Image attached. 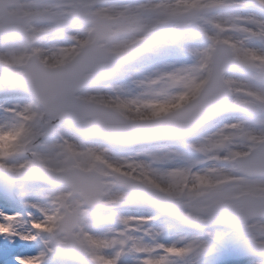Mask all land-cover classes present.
<instances>
[{
	"label": "snow or ice",
	"instance_id": "1",
	"mask_svg": "<svg viewBox=\"0 0 264 264\" xmlns=\"http://www.w3.org/2000/svg\"><path fill=\"white\" fill-rule=\"evenodd\" d=\"M255 3L264 8V0ZM241 5L242 0H129L111 7L100 0H0V40L24 41L0 52V86L27 89L37 101L5 109L17 122L0 128V172L70 189L43 191L46 203L29 205L41 218L29 216L30 224L0 211V264H43V255H31L27 247L37 234H51L56 250L85 256L90 264H121L127 253L147 257L138 264H188L189 258L193 264H240L238 256L243 264H264V126L225 122L234 113L264 117V87L233 76L248 72L264 81V50L252 46L264 42V19L217 14ZM50 34L69 43L39 46ZM134 61L150 69L134 81L145 91L89 113V125L115 141L166 139L185 151L150 153V163L117 165L104 152L77 151L66 142L56 146V160L35 150L47 129L42 106L61 113L74 90ZM173 159L186 163L153 166ZM113 174L127 191L112 193L106 177ZM18 195L14 186L0 193L9 200ZM130 201L170 217L185 233L182 245L156 243L153 216L114 212L99 220L90 211ZM101 224L111 227L95 234Z\"/></svg>",
	"mask_w": 264,
	"mask_h": 264
},
{
	"label": "rangeland",
	"instance_id": "2",
	"mask_svg": "<svg viewBox=\"0 0 264 264\" xmlns=\"http://www.w3.org/2000/svg\"><path fill=\"white\" fill-rule=\"evenodd\" d=\"M111 2L112 1L101 5L106 7L123 6L122 4L119 5ZM217 14L218 15H250L258 19H264V14L250 7L248 5L247 0H242L241 7L237 9L222 10ZM71 34L72 33L70 32L68 33V35ZM68 43L69 41L67 40L66 36L61 38L60 34H50L39 42V46L43 48H53L56 46H66ZM197 43L198 45H202L204 42L203 40H201L198 41ZM22 46L23 43L21 42V40H15V41L13 39L0 40V52L13 50ZM252 46L257 48L258 50H264V42L259 43L257 42V40L253 41ZM134 62L124 64L122 68L109 79L107 84H101V82H99L96 85L89 86L83 91H81L78 94V97H80L84 101L91 100L106 105L109 102L114 101L116 99L127 101L129 99L140 96L145 91V89L138 87L134 83V81L141 80L143 76L146 74V72L149 71L150 69L147 68V66H145L144 64L143 67L136 68ZM233 76L236 79L247 81L255 87H264V81L255 79L251 73L236 71L233 73ZM10 89L11 88H5L3 86H0V93H1L0 102L2 103L0 104V128H4L5 130H7L17 122L16 117L13 116L10 111H6L5 109L9 108L10 106L19 109L24 107L28 103V97L9 95L8 94L9 92L7 91ZM5 97H8L9 99H5ZM238 119L248 120L250 126L253 127L264 126V117L243 115L241 113H238L235 116L229 115L228 117H226L225 122H235ZM89 121L90 120L85 121L84 125L88 126ZM56 133L58 136L57 138L53 137L51 139L41 142L38 148L36 149V151L42 153L45 156H51L53 160L57 159V152L60 151V149L56 146L64 145L65 142L67 144L74 146V148L77 151H81V152L87 150H94L100 152L99 150H104L103 152L105 153L107 160L117 165H127L129 163H139V162L150 163V159H149L150 153L162 154L164 152L179 151L176 144L172 142L166 145H160V146L152 145L146 148L135 149L132 151H125L124 154H121L118 153L117 151H112L109 148H105L103 146V143L100 142L95 137L94 135L95 133L94 132L89 133L87 129L82 131L77 129L76 126H69L67 124H57ZM77 133L82 134V137L77 138L76 137ZM187 158L191 160V159H195L196 157L187 154ZM59 159H62V157H59ZM184 163H186V161L173 159L171 162H167L162 165H153V166L161 167V168H171V167L180 166L181 164ZM53 167L58 168L59 165L54 164ZM125 170L128 171L129 169L126 168ZM107 183L109 184L112 193L119 194L124 192L122 190L115 189L111 181H108ZM15 190L17 193L20 194L16 196L15 202L17 205L20 206L21 211L13 210L9 205H2V204L0 205V211L5 212L6 214H19L21 216L22 225L25 222L30 224V220L27 219L29 216L36 219L41 218L39 214L36 212V210L30 207L29 205L33 203L45 204L46 201L42 197L43 191H48L52 193H59V192H64L65 194L69 193L68 190L64 187L52 191L49 190L48 188L40 187L36 184L28 183V182L17 183L15 185ZM93 213H95L97 219L99 220H103L105 217H108L107 214L104 215L97 212H93ZM116 213H118L121 216H125V215L153 216L155 217V219L152 222L158 220V216L154 214L156 212L153 210L138 211V212L117 211ZM23 216H26V218ZM158 221L160 222V220ZM108 227L110 226L107 224H101L100 229L95 230V234H100L102 231H106ZM150 227L152 229V234L155 237L156 243L164 244L165 246H171L173 243H176L179 240L182 245L183 243V241L181 240L182 236L180 235V232L177 231L175 228L164 224H161L159 226H155L151 224ZM223 230L229 231L226 229ZM52 237L49 236L48 234H44V241L46 245L51 249V252H55V248L58 245L55 243V238ZM145 242L151 244L152 238L150 241L145 240ZM27 247L31 255H43V264H50L49 257L44 255L42 250L34 241L28 244ZM144 258H147L144 254L127 253L124 257L121 258V264H138V261H141ZM59 260L61 264H73L63 259H59ZM194 260L195 258H189L188 264H190ZM74 264H90V260L85 256H81L79 258V263H74Z\"/></svg>",
	"mask_w": 264,
	"mask_h": 264
},
{
	"label": "water",
	"instance_id": "3",
	"mask_svg": "<svg viewBox=\"0 0 264 264\" xmlns=\"http://www.w3.org/2000/svg\"><path fill=\"white\" fill-rule=\"evenodd\" d=\"M76 90H74V92ZM73 93L67 100L62 101V103H64L66 106L65 111H63L61 113H51L53 116L57 117L58 120H66L68 118V116L74 111L75 108L82 107V105L79 103V101L73 98ZM106 137H108V136L106 135ZM46 181H48V180H46ZM50 183H52V182H50Z\"/></svg>",
	"mask_w": 264,
	"mask_h": 264
}]
</instances>
